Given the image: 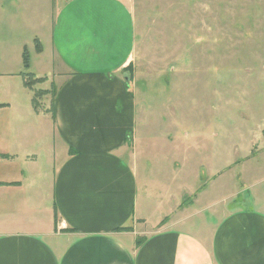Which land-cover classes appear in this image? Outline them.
Returning a JSON list of instances; mask_svg holds the SVG:
<instances>
[{
    "label": "crops",
    "instance_id": "obj_1",
    "mask_svg": "<svg viewBox=\"0 0 264 264\" xmlns=\"http://www.w3.org/2000/svg\"><path fill=\"white\" fill-rule=\"evenodd\" d=\"M135 48L122 0H13V65L0 46V264H264V179L235 209L205 202L207 186L181 187L149 224Z\"/></svg>",
    "mask_w": 264,
    "mask_h": 264
},
{
    "label": "rangeland",
    "instance_id": "obj_2",
    "mask_svg": "<svg viewBox=\"0 0 264 264\" xmlns=\"http://www.w3.org/2000/svg\"><path fill=\"white\" fill-rule=\"evenodd\" d=\"M122 1L136 32L128 72L146 105L135 147L149 170V224L167 213L159 199L182 197L181 187L192 194L207 186L205 202L231 209L249 204L250 193L240 190L264 179V0ZM5 44L13 65V0H0ZM174 161L183 165L177 170Z\"/></svg>",
    "mask_w": 264,
    "mask_h": 264
},
{
    "label": "trees",
    "instance_id": "obj_3",
    "mask_svg": "<svg viewBox=\"0 0 264 264\" xmlns=\"http://www.w3.org/2000/svg\"><path fill=\"white\" fill-rule=\"evenodd\" d=\"M22 63H23V67L24 68H27V66H28V59H27V55H26V50H24L23 55H22ZM23 78H25L24 86L26 88H31V84L32 83H30V81H29L30 80V76L27 75V74H25V75H23ZM42 81H43L42 79H39V80H35L33 83H35V82L40 83ZM45 94H46V92H44V91H37V92H35L34 95H33L32 100H31L32 105L35 107L36 106L35 105L36 98H39V97H41V96H43ZM128 230L129 229H127V228H118L116 231H128ZM137 244H138V241H137Z\"/></svg>",
    "mask_w": 264,
    "mask_h": 264
}]
</instances>
